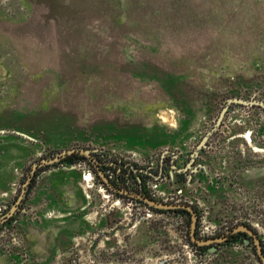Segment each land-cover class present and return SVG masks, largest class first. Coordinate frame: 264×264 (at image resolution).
<instances>
[{"label":"rangeland","instance_id":"obj_1","mask_svg":"<svg viewBox=\"0 0 264 264\" xmlns=\"http://www.w3.org/2000/svg\"><path fill=\"white\" fill-rule=\"evenodd\" d=\"M2 129L26 148L1 169L4 212L67 149L173 153L183 177L151 181L183 187L199 237L245 222L264 243V0H0ZM41 169L0 223V264H261L241 238L196 247L189 214L106 191L87 160Z\"/></svg>","mask_w":264,"mask_h":264},{"label":"flooded vegetation","instance_id":"obj_2","mask_svg":"<svg viewBox=\"0 0 264 264\" xmlns=\"http://www.w3.org/2000/svg\"><path fill=\"white\" fill-rule=\"evenodd\" d=\"M8 134H11V133H8ZM202 144L200 147H204ZM73 149H75V151H73L72 153H68L65 156H61L59 158V160L54 161L53 164H55V163H66L68 156H71L72 154L82 155L84 158H82L80 160H87L88 162H90L92 164V167L94 169H96V171H97V177L99 179V182L101 183L102 187H104V189L106 191H109V192H111V193H113L116 196L121 197V198H127L130 200L143 202L151 210H152V208H154V209H158V208L149 206L144 201L123 192L122 189L127 190L129 193H141L144 196H148V197H150V198H152L158 202L191 206L195 211L196 218L199 217L197 214V211H198L197 207L195 205H192V204L191 205L187 204L186 202H188V201L186 199L182 198V192H181V190L183 189L182 186H180L178 189L179 193L174 194V193H171L169 191L166 192L169 196L174 195L173 197H175L176 199L181 198L182 200H180V201L165 200L164 199L165 197L156 198L152 195V190L158 189L157 186L155 185V184H158V182L153 184L152 183L153 180L156 181L157 179H164L166 177L169 178V177H172L173 174H176L177 176L183 177L184 173H186L185 171L188 170L186 167H182V166L180 167L178 164L177 165L175 164L176 162H173L174 161V159H173L174 154L173 153L171 154V158L169 161L165 160L164 156H161V159H159L158 163L156 165H154V161L150 157L144 159V161H142V162L141 161L133 162L132 160H129V159H128L129 161L126 160L125 158H123L120 155V158L117 159V161H114L111 159H107V157H105V156L103 157L102 155H99V153L95 152V151L90 150L91 156L88 157V156L77 151L80 149H78V148H73ZM85 150H87V149H85ZM56 156H54V157H56ZM41 161L36 162V163H38V165L36 166V168H38V169L34 168L35 170H34V174H33L32 178L35 176L36 172H37V174H36V176H37L39 174V172L43 170V169H41V167L44 168L45 165H48V164L40 165L39 163ZM49 164H52V163H49ZM73 164L74 163H71L70 165H73ZM33 165H32L31 169H33ZM14 168H16V167L14 166L13 169ZM99 170L103 172L105 178L109 182V185L103 181L102 177H100ZM126 173H127V175L129 174V175L134 176L135 183L130 182L132 179L131 177H130V179H128L127 176H123ZM151 179H153V180L151 181ZM31 181H32V179H31ZM9 186H10V188L4 194H2V196H8L9 193H14L15 184L10 183ZM32 187H30V188L28 187L29 190ZM28 188L26 190V193L28 191V194H29ZM171 194H173V195H171ZM18 198H19V196L17 197L14 204H12V206H10L8 208V210H6L5 212L3 210L7 209L6 208L7 205L5 206V205H2L0 203V223L1 224H10L11 225L13 223V221L16 219V213L19 212V209L21 208L19 201H17ZM15 205H16V207H15ZM158 210L173 211L172 213L176 212L179 215L180 214H182V215L189 214L190 219H191V213L184 208L158 209ZM152 211H154V210H152ZM239 224H245V225H248L250 228H252L253 232L256 234V237L258 238L259 244H260L261 249L264 253V243H263L262 239L260 238V236L258 235L256 230L251 225H249L245 222H240L233 227L231 226L230 228L228 227L226 229V231H224V232L214 233L213 235H211V237H200V238L224 237L225 239L222 241H218V242L214 241V242H211V243H209L207 245H203V246H199L195 243H193V245H195L196 247H199L201 249H203L205 247H207L208 249H214L213 252H215L218 249V245L220 243H222L223 241H231V240L236 239V238H241L243 245H245V244H246L245 246L252 245L255 248V252H256V255L259 259V262L261 264H263L261 262L259 256H258V254H257V245L255 242L254 236L251 234H248L244 231H233L234 227L238 226ZM196 235H197V233H196Z\"/></svg>","mask_w":264,"mask_h":264},{"label":"water","instance_id":"obj_3","mask_svg":"<svg viewBox=\"0 0 264 264\" xmlns=\"http://www.w3.org/2000/svg\"><path fill=\"white\" fill-rule=\"evenodd\" d=\"M229 101L231 103H233V102H240L241 100H239V99H234L233 100L232 99V100H229ZM244 103L247 104V103H250V101L249 102L244 101ZM5 133H7V130H5V129L0 130V134H5ZM23 135L29 137L28 135H25V134H23ZM73 151H75V149L65 150V151L61 152L60 154H58L56 157L43 159L39 164L42 165V164L53 163L54 161L59 160V158L61 156H65L66 154L72 153ZM77 151L82 153V154H84V155H86V156H88V157L91 156V151L90 150L80 149V150H77ZM37 165H38V163H35L33 165V169H31L29 175L27 176L25 182L22 185L21 192H20V195H19V198H18L17 201H20V200L24 199V197L26 195V190L29 187V184L31 182L32 176L34 174V170H35L34 168H36ZM99 175H100V177H102L103 181L109 185V182L105 178L103 172L100 171V170H99ZM122 191L127 193V194H129V195H131V196H133V197H135V198H138V199L144 201L149 206H152V207H155V208H158V209L184 208V209L188 210L191 213L189 237H190V240L193 243H195V244H197L199 246L207 245V244H209L211 242H214V241H216V242L222 241V240L225 239L224 237H213V238H200V237H198L196 235V233H195L196 215H195L194 209L191 206L178 205V204H168V203L158 202V201H156V200H154V199H152V198H150L148 196H144L141 193H129L125 189H122ZM15 207H16V205H15ZM233 231H244V232L254 236L255 242H256V245H257V254H258L261 262L264 264V253H263V251L261 249V246L259 244L258 238L256 237V234L253 232L252 228H250L248 225H245V224H239L238 226L234 227ZM209 251L213 252L214 249H209Z\"/></svg>","mask_w":264,"mask_h":264},{"label":"crops","instance_id":"obj_4","mask_svg":"<svg viewBox=\"0 0 264 264\" xmlns=\"http://www.w3.org/2000/svg\"><path fill=\"white\" fill-rule=\"evenodd\" d=\"M9 140L0 138V197L1 194L4 192L5 189H7V185L9 183V179L7 177L8 169H11L8 167V164L10 163V166L17 160L18 157L24 158L26 148L24 147H15L9 145ZM7 167V173H2L1 169ZM13 167V166H12Z\"/></svg>","mask_w":264,"mask_h":264},{"label":"trees","instance_id":"obj_5","mask_svg":"<svg viewBox=\"0 0 264 264\" xmlns=\"http://www.w3.org/2000/svg\"><path fill=\"white\" fill-rule=\"evenodd\" d=\"M82 158H84L82 155L72 154L71 156H68L66 163H67V164L75 163V162H77L78 160H80V159H82ZM36 174H37V172H36ZM36 174H35V176L32 178V181H31V183H30V185H29V188L32 187V186L34 185V183H35V179H36ZM29 188H28V190H29ZM152 210H154L155 212H167V213H172V212H173V211L158 210V209H154V208H152ZM257 258H258V257H257Z\"/></svg>","mask_w":264,"mask_h":264},{"label":"built area","instance_id":"obj_6","mask_svg":"<svg viewBox=\"0 0 264 264\" xmlns=\"http://www.w3.org/2000/svg\"><path fill=\"white\" fill-rule=\"evenodd\" d=\"M152 195L154 197H156V198H159L160 196L161 197H165L164 198L165 200H174V201H180V200H182L181 198L176 199L173 196H169L166 192H159L157 189H153L152 190Z\"/></svg>","mask_w":264,"mask_h":264}]
</instances>
